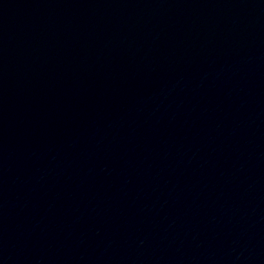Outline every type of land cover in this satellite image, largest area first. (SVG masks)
<instances>
[{
  "label": "water",
  "instance_id": "water-1",
  "mask_svg": "<svg viewBox=\"0 0 264 264\" xmlns=\"http://www.w3.org/2000/svg\"><path fill=\"white\" fill-rule=\"evenodd\" d=\"M0 264H264V0H0Z\"/></svg>",
  "mask_w": 264,
  "mask_h": 264
}]
</instances>
